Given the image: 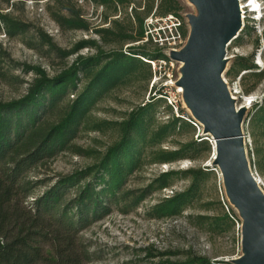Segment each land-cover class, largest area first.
Wrapping results in <instances>:
<instances>
[{"label":"rangeland","instance_id":"1","mask_svg":"<svg viewBox=\"0 0 264 264\" xmlns=\"http://www.w3.org/2000/svg\"><path fill=\"white\" fill-rule=\"evenodd\" d=\"M160 1L0 0V102L23 99L43 78L70 82L77 69L75 88L48 95L52 104L40 131L59 127L72 139L30 175L44 180L33 197L61 177L99 166L123 142L134 115L152 105L141 116L150 131L110 213L79 233L81 248L91 255L85 264L186 263L193 257L234 264L245 253L243 216L212 151L202 144L179 154L207 138L180 92L183 65L176 60L188 44L183 34L192 31L190 19L200 11L181 0L183 9L173 6V13L162 16ZM258 2L262 16L244 9L241 44L228 47L221 76L244 111L246 160L264 194V124L252 120L264 110V0ZM158 23L165 25L162 31ZM242 63L256 68L246 70ZM188 171L200 173L193 189ZM188 192L185 211L174 213L168 202ZM46 252L50 258L48 246Z\"/></svg>","mask_w":264,"mask_h":264},{"label":"trees","instance_id":"2","mask_svg":"<svg viewBox=\"0 0 264 264\" xmlns=\"http://www.w3.org/2000/svg\"><path fill=\"white\" fill-rule=\"evenodd\" d=\"M173 6L183 9L181 0H161L162 16L173 13ZM162 25L157 24L160 31ZM184 26L181 24L178 28L182 30ZM189 35L185 32L183 37L187 40ZM234 41L235 45L241 44L239 37ZM141 56L147 59L149 54ZM242 65L246 70L256 68L253 64ZM69 75L73 78L70 82L62 76L56 80L43 78L23 99L0 102V264H85L90 261L89 251L81 248L79 233L110 213L118 191L134 168L138 146L144 143L150 131L141 116L152 105L134 115L126 126L123 142L110 150L99 166L61 177L42 195L33 197L44 180H31L30 175L72 139L59 127L44 132L39 129L52 104L48 95L63 94L70 86L76 87L77 69ZM252 120L255 124H264V110L256 111ZM202 144L212 151L209 141L202 140L185 146L179 154L194 153ZM185 174L194 175L193 189L200 173L188 171ZM188 198L189 192L178 194L168 203L172 204L174 213L180 214L185 211ZM226 218L229 220L227 215ZM46 246L51 249L50 258ZM167 264L213 263L193 257L186 263Z\"/></svg>","mask_w":264,"mask_h":264},{"label":"water","instance_id":"3","mask_svg":"<svg viewBox=\"0 0 264 264\" xmlns=\"http://www.w3.org/2000/svg\"><path fill=\"white\" fill-rule=\"evenodd\" d=\"M199 11L191 18L181 86L195 119L205 125L213 164L221 171L226 191L243 216V256L234 264H264V194L248 166L240 129L244 111L236 110L221 73L227 48L242 30L239 0H188Z\"/></svg>","mask_w":264,"mask_h":264},{"label":"bare ground","instance_id":"4","mask_svg":"<svg viewBox=\"0 0 264 264\" xmlns=\"http://www.w3.org/2000/svg\"><path fill=\"white\" fill-rule=\"evenodd\" d=\"M243 5V4H242ZM242 5H241V2H240V0H239V6H240V13L241 14H245V12H244V9H246V8H250V12L251 13H257L258 14V17L257 18H259L260 16H262V5L261 4H259V2H258V0H247V4L246 5H244L243 7H242ZM241 22H243L244 23V16H242L241 15ZM242 26H243V24H242ZM233 42V41H232ZM231 42V43H232ZM231 43L229 44V46L231 45ZM228 49V48H227ZM259 63H261V61L259 60ZM183 75V74H182ZM222 77H223V75H222ZM223 79V78H222ZM225 81V80H224ZM180 92H184V90L183 89H181L180 90ZM232 98L235 100L236 98H234V96H232ZM247 101H249L250 103L253 101V98H248L247 99ZM236 110L238 111L239 110V108L236 106ZM204 127H205V125H203ZM220 173H221V171H220ZM221 175V174H220ZM222 176V175H221ZM256 182H257V184H258V186L260 187V182L258 181V180H256Z\"/></svg>","mask_w":264,"mask_h":264},{"label":"built area","instance_id":"5","mask_svg":"<svg viewBox=\"0 0 264 264\" xmlns=\"http://www.w3.org/2000/svg\"><path fill=\"white\" fill-rule=\"evenodd\" d=\"M231 96H233V94L231 93ZM235 98V97H234ZM173 105V103H171Z\"/></svg>","mask_w":264,"mask_h":264}]
</instances>
